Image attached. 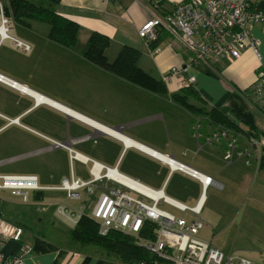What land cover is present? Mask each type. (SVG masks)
Instances as JSON below:
<instances>
[{"label":"crops","instance_id":"obj_1","mask_svg":"<svg viewBox=\"0 0 264 264\" xmlns=\"http://www.w3.org/2000/svg\"><path fill=\"white\" fill-rule=\"evenodd\" d=\"M27 1L78 23L77 41L72 48L63 47L48 38L49 25L45 22L19 21L10 16L11 34L31 47L24 51L10 39L0 40V73L47 97L52 104L37 103L32 94L21 93L0 83V129L21 126L34 135L35 142L48 144L36 151L60 152L66 157L68 165V150L64 146L53 147V144L71 145L78 152L116 167L120 173L153 189L162 190L171 199L190 206L198 201L202 192L197 179L178 170H170L163 160L95 125L115 129L133 142L211 176L221 187L210 185L206 188L212 187L214 191L209 195L205 191L204 194L200 213L203 227L199 232L206 229L205 236L198 234L199 237L212 242L222 251L238 253L256 264H264V156L257 167L255 163L246 165L240 161L226 164L223 161V141L214 144L206 142L209 131H201L200 137H196L192 130L193 114L171 99L173 93L184 88L178 78L164 82L166 93L151 92L99 68L81 55L91 32H99L110 39L105 50L108 60H113L124 45L132 46L140 50L139 67L161 79L172 66L186 64L191 55L163 27L155 42L161 50L151 54L149 45L139 36L138 30L145 21L154 15L166 14L174 3L183 0ZM262 6L264 8V1ZM252 32L259 40V50L264 58L261 26H254ZM225 64H230V70H219ZM258 64L255 53L245 49L239 58L232 61L222 60L213 65L194 64L182 76H195L196 81L191 87L198 91L207 107L228 109L264 131L263 114L240 94V90L246 89L254 80ZM233 65L247 67L248 70L245 74L236 72ZM188 101L192 103L194 99L188 97ZM57 103L93 121L95 125L71 115ZM32 113L33 130L31 125L22 123ZM12 119H18V122H11ZM0 174L15 173L0 171ZM63 177L67 175L52 172L48 176L49 183L58 184ZM38 178L43 185L49 184L45 176ZM49 206L53 204L44 206L42 212L46 213ZM177 211L187 214L188 217H184L190 219L189 213ZM40 219L41 216L37 217V220ZM32 222H22L28 226H21L23 240L31 246L27 264H123L91 251L69 248L67 233L61 235L55 229L54 236L48 235L45 230H33ZM26 231L27 234L24 233ZM18 246V242L10 240L3 242L0 249L5 254H11L18 250Z\"/></svg>","mask_w":264,"mask_h":264},{"label":"built area","instance_id":"obj_2","mask_svg":"<svg viewBox=\"0 0 264 264\" xmlns=\"http://www.w3.org/2000/svg\"><path fill=\"white\" fill-rule=\"evenodd\" d=\"M159 1L156 2L157 6ZM263 1L183 0L174 3L166 14L154 15L145 21L138 34L149 45L150 53L156 54L161 48L157 44H151L158 40L159 30L163 27L190 53L191 57L186 64L172 66L161 77L163 82L178 78L180 86L183 87L192 86L196 81L192 74L187 78L182 76L190 66L197 63L213 65L222 60L232 61L239 58L245 49H250L259 59V64L255 69L254 80L246 91L262 105L264 112V58L259 50V40L252 32L254 26L260 25L264 33ZM3 6L4 2L0 0V40L10 39L17 48L28 51L31 45L11 34L12 18L4 12ZM0 83L30 95L31 89L26 85L2 73ZM33 98L37 103L52 104L43 95H33ZM10 121L18 122V119ZM192 130L196 137H200L198 120L194 121ZM205 141L210 144L224 142L223 161L226 164L240 161L246 165L255 163L257 167L264 156V136L235 133L224 126H217L206 136ZM136 144L138 146H133L137 149L163 160L170 170H178L197 179L202 187L198 201L190 206L173 200L162 190L153 189L120 173L116 167L107 166L78 152L70 145L61 143H54L53 147L64 146L68 150L69 177H63L58 184L42 185L35 174H0V190H7L12 195L21 197L24 203L29 202L31 191L65 192L64 201L55 202V211L66 221L75 225L87 213L97 222L99 235L104 236L111 229L129 234L136 238L137 244L162 259L164 264H256L247 256L223 252L198 235L203 227L200 213L206 188L210 185L220 188V183L168 155L150 148L151 152L145 151L140 147L142 144ZM73 161L88 165V179L75 174ZM113 175L120 176V180ZM82 199L86 205H80L77 209L67 208L71 202ZM160 202L189 213L190 219L160 208ZM35 203L44 207L53 201L40 199L35 200ZM146 220L154 225L153 233L140 237ZM10 240L18 242L19 248L11 254H5L0 249V264H27L31 246L23 240V228L0 213V245Z\"/></svg>","mask_w":264,"mask_h":264},{"label":"trees","instance_id":"obj_3","mask_svg":"<svg viewBox=\"0 0 264 264\" xmlns=\"http://www.w3.org/2000/svg\"><path fill=\"white\" fill-rule=\"evenodd\" d=\"M3 2L4 12L12 16L14 20L25 21L29 19L45 22L49 25L47 36L50 40L66 48H72L76 44L79 25L74 20L49 8L36 6L27 0H3ZM109 42L108 36L99 32H91L81 50V55L99 68L138 87L156 93L167 92L162 79L153 77L137 64L140 55L139 49L124 45L113 60H108L105 50L109 46ZM240 94L246 97V89L240 90ZM188 97H192L194 102H189ZM171 99L188 109L198 119L200 131H209L207 134L213 132L217 126H224L235 133L245 132L256 137L264 136V131L240 119L234 112L217 107H207L205 100L191 86L173 93ZM32 196L34 200H40L43 199L44 192H33ZM0 213H2L1 196ZM14 223L20 226H28L22 224L21 221ZM153 227L154 225L150 221H144L139 236H149L150 233H153ZM97 230V222L85 213L75 225H71L68 229L67 246L72 249L91 251L97 255L110 257L123 264H164L162 259L147 251L142 245L137 244L135 237L116 229H111L106 235L101 236ZM90 247L93 249L88 250Z\"/></svg>","mask_w":264,"mask_h":264},{"label":"rangeland","instance_id":"obj_4","mask_svg":"<svg viewBox=\"0 0 264 264\" xmlns=\"http://www.w3.org/2000/svg\"><path fill=\"white\" fill-rule=\"evenodd\" d=\"M230 68V64H225L221 66L219 70H230ZM233 70L245 74L248 68L237 67L233 65ZM242 99L244 100V97H242ZM26 119L27 120H23L22 123L31 125V130H33V113L29 118ZM127 139H125V142H127ZM35 141H37V139L34 137V135L21 126L13 125L0 129V171L13 172L15 174L36 173L38 176H45V178H47L46 183H49V174L55 171L66 174L67 177H69L70 163L68 165L66 157L62 156L60 152L36 151V149L48 146V144H40ZM130 141L132 144L136 143L132 140ZM140 147L146 150V147L141 145ZM73 170L76 175L83 179H88L90 177L88 173V165L82 164L78 161H73ZM212 191H214V188L209 187L208 190H206V193L209 195ZM32 193L33 192L31 191L29 194V202L24 203L22 202L21 197L12 195L7 190H0V196L2 197V214L7 220H10L13 223L20 221L24 223H31V221H33L31 224L33 225V230H45L48 235L54 236L56 234L55 229H57L61 235L66 234L68 227H70L72 224L66 221L61 215L57 214L55 207L53 208V206H49L46 213L42 212L44 211L43 205L35 203ZM64 197L65 192H44V201L52 199L56 201L57 199L60 200ZM80 205H86V202L83 199L79 201H73L69 206H67V208L77 209ZM159 207L174 213L176 216H180V214L182 215V213H179L176 209L165 203L160 202ZM85 211H87V209ZM39 216H41L42 219L37 220V217ZM182 216L188 217L187 214H183ZM205 229L206 228L199 232L201 237L205 236ZM24 233L27 234V231ZM90 249L92 250L93 248L90 247L88 250Z\"/></svg>","mask_w":264,"mask_h":264},{"label":"bare ground","instance_id":"obj_5","mask_svg":"<svg viewBox=\"0 0 264 264\" xmlns=\"http://www.w3.org/2000/svg\"><path fill=\"white\" fill-rule=\"evenodd\" d=\"M29 93L30 94H32V95H38V94H36L35 92H33L32 90H29ZM248 99H249V101L251 102V104L255 107V108H257L262 114L264 113L263 112V108H262V105L258 102V101H256V100H254L253 99V97L250 95V94H248L247 93V96H246ZM49 100V99H48ZM50 101V100H49ZM51 102V101H50ZM57 106H60V107H62L65 111H67V112H69L71 115H76V116H78V117H80V118H82V119H84V120H87V121H89L90 123H92L93 125H95L94 124V122L93 121H90V120H88V119H86L85 117H83V116H81L80 114H78V113H76V112H74V111H72V110H70V109H68L67 107H64V106H62V105H60V104H58L57 103ZM195 118V117H194ZM195 120H198L197 118H195ZM194 120V121H195ZM96 127H98L99 129H101V130H104V131H107L108 133H110V134H113L114 136H116V137H118V138H120V139H122L124 142H125V139H127L126 137H124V136H122V135H120L119 133H117L116 131H114V130H112V129H109V128H106V127H102V125L101 126H97V125H95ZM135 142V141H134ZM131 143V141L130 140H128L127 139V144H130ZM132 145H136V143H134V144H132ZM71 146V145H70ZM136 146H138V145H136ZM142 146H144V145H142ZM146 147V146H145ZM73 148V147H72ZM74 149V148H73ZM146 150H149L148 152H151L152 150H150L149 148H145ZM145 150V151H146ZM163 159H165L164 157H162ZM116 179H118V180H120V176H118V175H113ZM38 180H39V178H38ZM39 183H40V180H39ZM41 184V183H40ZM43 185V184H42ZM55 202H57V200L55 201H53V206L55 207ZM205 240V239H204ZM207 241V240H206ZM210 242V241H209ZM212 243V242H211ZM213 244V243H212ZM224 252V251H223Z\"/></svg>","mask_w":264,"mask_h":264}]
</instances>
